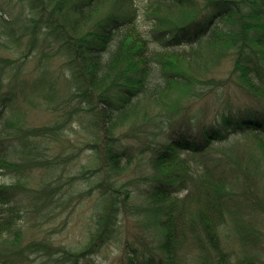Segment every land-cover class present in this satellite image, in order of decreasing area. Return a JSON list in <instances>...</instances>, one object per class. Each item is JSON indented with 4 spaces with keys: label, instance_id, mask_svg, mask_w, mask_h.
I'll list each match as a JSON object with an SVG mask.
<instances>
[{
    "label": "trees",
    "instance_id": "obj_1",
    "mask_svg": "<svg viewBox=\"0 0 264 264\" xmlns=\"http://www.w3.org/2000/svg\"><path fill=\"white\" fill-rule=\"evenodd\" d=\"M74 1L32 0L37 13L59 14L68 32L67 75L44 64L57 43L54 22L32 27L17 0L5 1L9 14L0 5V264H84L127 215L133 228L153 231L129 264H152L148 255L161 264H261L250 255L256 236L244 239L234 227L237 213L250 219L252 208L264 210L255 202L264 198V0ZM81 25L79 44L72 38ZM223 55L235 59L229 71ZM37 110L51 114L47 123L29 121ZM188 126L199 140L182 136ZM132 133L155 139L154 152ZM173 167L170 184L182 180L180 188L164 194L152 181L156 194L141 200L134 182ZM85 178L87 190L78 183ZM92 193L85 244L27 239V216L43 223ZM233 198L247 208L228 215Z\"/></svg>",
    "mask_w": 264,
    "mask_h": 264
},
{
    "label": "bare ground",
    "instance_id": "obj_2",
    "mask_svg": "<svg viewBox=\"0 0 264 264\" xmlns=\"http://www.w3.org/2000/svg\"><path fill=\"white\" fill-rule=\"evenodd\" d=\"M20 7L22 8V11L25 13L23 15V19L26 21V23L28 25H31L32 27H37L38 25L41 26V29L44 30L45 29V25L44 23H48L49 20H52L54 22V31L55 33H58L57 37H56V45H55V49L54 52H52V55L49 57V59L44 61V64H47V66L53 70L54 72L58 73V74H62V75H67L69 73L73 72V59L71 58L70 53L68 54L63 47H61V43L64 40V35L67 34V30L66 28H64V24L61 22L60 18H59V14L57 15L56 13L53 12L52 10V2H48V5L50 7V9L52 10V13H50V16L48 17V15H44V14H39L37 13V11L34 9V5L32 3V0L29 2V0H17ZM74 2H79L78 0H75ZM217 4H219L218 2H212L211 5L212 6H216ZM48 18V19H47ZM63 27V28H61ZM126 26L125 25H119V29L122 30L124 29ZM21 28V27H19ZM1 32L2 29L0 28ZM65 31V32H63ZM75 34H77L76 37H74V39L72 38V40L76 41L77 43L81 44V40H82V35H86L87 33V29L85 28V26L81 25L78 28L74 29ZM81 35H78V34ZM88 38V36L86 37ZM27 40V38L25 39ZM117 39H114L111 43V45H114L116 43ZM101 50L97 49L95 50V54H101ZM224 56H228L225 57L223 60L225 61L223 70L229 71L231 69V62L235 61V59H233L232 56L229 55H223L221 58H223ZM29 60L34 61L35 63V57L34 56H30ZM91 88L93 89L94 86L91 85ZM76 93L77 90L72 88V92L71 93ZM115 94V93H114ZM121 100L123 101V98H121ZM124 100H126L127 103H130L131 100H127L124 98ZM134 101V100H133ZM116 113H118V109L116 108L115 110ZM33 112H30V114ZM183 123V122H181ZM195 128V127H194ZM133 134V133H132ZM193 130L190 128V126L186 127V130L184 129L182 136H185L186 138H191L194 140H199L200 138L198 136H193ZM136 134H133V136L135 137ZM132 137V135L130 136ZM140 144H142L143 146H146L148 148H146L147 152H154V146L152 144L149 145V143H155L156 140L153 139L152 137H149L147 135L145 136H140V137H135ZM150 141V142H149ZM203 141V140H201ZM126 142V141H124ZM126 148H130L128 146V144L124 143ZM167 146L165 145L164 148H166ZM113 150H116V148H112ZM133 149V148H131ZM131 149L128 150L129 155H132L133 153L131 152ZM176 168L173 167V169L169 172V170H157V171H153L151 173H149L150 177L144 176V177H140L138 178L139 180L136 182H134L138 187L142 188V195H141V200L146 201V199L148 198V196L150 198L154 197V195L156 194L155 189H153L152 187H150L154 182H156L159 185H162L164 187V194H171L174 193L175 190H178L180 188V183L182 180L179 181H175L172 185L170 184L171 181L174 179V175L177 174L178 172L175 171ZM262 170V167L260 168V171ZM259 171V172H260ZM152 181H154L153 183H151ZM166 183V184H165ZM159 192V191H158ZM139 200V198H138ZM255 202H257L260 205H264V198H260L257 197L255 198ZM228 205H230L229 207L232 209L228 215H231L232 213L238 211L239 209H243V208H247V206L245 205V203L243 201L237 200V199H230V202L228 203ZM155 209V216L153 217L154 221H159L160 217H159V208L158 207H154ZM254 215L258 214L261 215V210L257 212V207L256 208H252L251 210ZM264 212V211H263ZM253 215V216H254ZM242 214L241 213H237V221L234 227V231L237 233H243V238L246 239L249 237L250 238H254V241L256 240V242L259 243L258 241V237L261 238V236H264V234H261L260 231V226H256L254 224V222H256L257 219L254 218H250V219H244L241 218ZM241 220H245L244 223H242ZM231 219L230 217H228L227 221L225 224L222 225V229H225V232L228 228V226L231 223ZM243 229H241V227ZM133 231L136 232V234L138 235L137 237L134 236H129V235H125L123 231H121L120 229L114 231V235L112 236V239H114L115 241H120L119 242V246L121 245V250L122 253L121 255H123L121 257L123 264H129V258L132 255H135V253H141L142 250L146 251L145 249H147L148 245H150L152 242L151 240V236H152V230H147V228H140L135 226L133 228ZM221 234H224V232L222 231ZM229 234L226 232V235ZM231 234V233H230ZM123 241V242H121ZM231 245V244H230ZM207 247L204 245L203 247H201L199 249L200 254L205 255L206 253H208L209 251H207ZM263 249L261 248V246L258 245H251L250 246V255H255L254 258L256 259L257 262H260L263 260L262 258V254H263ZM188 255V260L190 261H195L198 255V251L196 250H190V252L187 254ZM149 259H146L147 262L152 263V264H161V261L158 257H155L153 255H148L146 256ZM239 257V256H237ZM196 258V259H195ZM195 259V260H194ZM135 264H144L141 261H134ZM196 264V263H195ZM213 264V263H210Z\"/></svg>",
    "mask_w": 264,
    "mask_h": 264
},
{
    "label": "rangeland",
    "instance_id": "obj_3",
    "mask_svg": "<svg viewBox=\"0 0 264 264\" xmlns=\"http://www.w3.org/2000/svg\"><path fill=\"white\" fill-rule=\"evenodd\" d=\"M6 0H0V5L3 6L5 13L9 14L10 9L5 4ZM30 69H34V61L28 63ZM51 118V114L37 110L30 114L29 121L35 124L47 123ZM73 137V130H71ZM89 156L88 151H84L77 158L75 169L83 167ZM73 167V161H72ZM76 171V170H75ZM79 185L85 190L90 188L87 178L79 180ZM90 196V197H89ZM88 195L83 197L82 200L76 199L68 207L54 211L43 223L38 221L39 218L35 216H27L26 226L28 228L27 239H47L57 245L65 246H81L85 244L89 239L90 224L92 223L90 218L92 214V204L94 203L95 196ZM264 210H261V215L255 214L252 218L257 219L254 224L260 226L261 234H264ZM133 221H135L133 215H127L121 217V231L124 234L132 236ZM232 227H228L226 232L230 234ZM260 239L258 246L263 249L261 264H264V236L258 237ZM120 241L114 239H108L102 244L98 250L88 254L82 258L84 264H123L121 257L122 250ZM123 242V241H121ZM156 244V243H155Z\"/></svg>",
    "mask_w": 264,
    "mask_h": 264
}]
</instances>
